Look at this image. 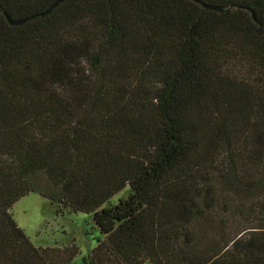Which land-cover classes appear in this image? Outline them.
I'll return each mask as SVG.
<instances>
[{"label":"trees","instance_id":"16d2710c","mask_svg":"<svg viewBox=\"0 0 264 264\" xmlns=\"http://www.w3.org/2000/svg\"><path fill=\"white\" fill-rule=\"evenodd\" d=\"M53 1L0 0V264L79 253L18 226L31 192L91 216L83 264H264V0H63L7 21Z\"/></svg>","mask_w":264,"mask_h":264},{"label":"rangeland","instance_id":"374dc122","mask_svg":"<svg viewBox=\"0 0 264 264\" xmlns=\"http://www.w3.org/2000/svg\"><path fill=\"white\" fill-rule=\"evenodd\" d=\"M121 195L125 193H117L110 201L116 202ZM235 199V201L243 200L239 197ZM10 212L18 226L36 246L62 245L74 240L79 253L71 264H83L82 257L88 254L98 237L91 216L80 212L56 213L55 206L35 192L17 200ZM220 215L225 214L220 213ZM227 225L230 230L236 229V223Z\"/></svg>","mask_w":264,"mask_h":264},{"label":"water","instance_id":"95a60500","mask_svg":"<svg viewBox=\"0 0 264 264\" xmlns=\"http://www.w3.org/2000/svg\"><path fill=\"white\" fill-rule=\"evenodd\" d=\"M63 0H54L46 9H44L43 11H39V12H35V13H32L30 15H27L25 17H21V18H10V17H7V21L9 24L11 25H19V24H22L28 20H31L37 16H44L46 15L47 13H49L57 4H59L60 2H62ZM196 1H199V0H196ZM201 5L204 6V7H207V8H210V9H221L219 6H216V5H209L207 3H204V2H201Z\"/></svg>","mask_w":264,"mask_h":264}]
</instances>
